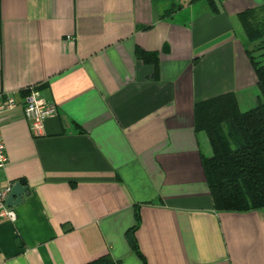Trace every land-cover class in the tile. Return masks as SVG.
<instances>
[{
  "label": "crops",
  "instance_id": "0c3cea01",
  "mask_svg": "<svg viewBox=\"0 0 264 264\" xmlns=\"http://www.w3.org/2000/svg\"><path fill=\"white\" fill-rule=\"evenodd\" d=\"M213 3L0 0V91L15 99L0 111V183L26 185L15 219H0V264L103 253L117 264H264V207H212L200 163L210 148L193 124L197 100L257 101L245 50L259 40L237 13L264 0ZM29 86L55 104L38 135L22 112Z\"/></svg>",
  "mask_w": 264,
  "mask_h": 264
},
{
  "label": "trees",
  "instance_id": "16d2710c",
  "mask_svg": "<svg viewBox=\"0 0 264 264\" xmlns=\"http://www.w3.org/2000/svg\"><path fill=\"white\" fill-rule=\"evenodd\" d=\"M208 1L214 7L213 0ZM237 18L247 39L259 40L254 48L245 50L256 76L257 101L241 110L230 91L197 100L193 103V124L205 133L210 148L208 155H200V163L212 207L242 211L264 207V62L259 58L264 56V6L245 8ZM260 49L263 51L256 54ZM135 53L154 59L152 53L141 49ZM134 228H128L125 237L140 256ZM83 264L117 262L103 253Z\"/></svg>",
  "mask_w": 264,
  "mask_h": 264
},
{
  "label": "built area",
  "instance_id": "2783aa9c",
  "mask_svg": "<svg viewBox=\"0 0 264 264\" xmlns=\"http://www.w3.org/2000/svg\"><path fill=\"white\" fill-rule=\"evenodd\" d=\"M15 104L13 94L6 91H0V111L6 108H10ZM39 106L41 115L44 112H51L52 115L55 112V104L53 101L46 100L42 97L39 91L29 86L23 95L22 112L23 117L28 121L31 133L38 135L42 133L43 121L48 116L37 115L36 108ZM7 160V155L4 149L3 139L0 135V168H2ZM11 181L0 183V219H7L13 221L15 219V212L11 205L5 202V196L9 191ZM8 213H13L14 218L10 217Z\"/></svg>",
  "mask_w": 264,
  "mask_h": 264
},
{
  "label": "water",
  "instance_id": "95a60500",
  "mask_svg": "<svg viewBox=\"0 0 264 264\" xmlns=\"http://www.w3.org/2000/svg\"><path fill=\"white\" fill-rule=\"evenodd\" d=\"M26 190V185L21 184L19 181L15 180L11 182L9 191L5 196V202L8 205H14L20 201V195L23 191Z\"/></svg>",
  "mask_w": 264,
  "mask_h": 264
},
{
  "label": "clouds",
  "instance_id": "9594fccd",
  "mask_svg": "<svg viewBox=\"0 0 264 264\" xmlns=\"http://www.w3.org/2000/svg\"><path fill=\"white\" fill-rule=\"evenodd\" d=\"M36 112H37V115H41V110H40L39 106H37ZM51 115H52L51 112H44V113H42L41 118H43V116H51ZM8 215L10 217L14 218V214L13 213H8Z\"/></svg>",
  "mask_w": 264,
  "mask_h": 264
},
{
  "label": "rangeland",
  "instance_id": "374dc122",
  "mask_svg": "<svg viewBox=\"0 0 264 264\" xmlns=\"http://www.w3.org/2000/svg\"><path fill=\"white\" fill-rule=\"evenodd\" d=\"M240 28V27H239Z\"/></svg>",
  "mask_w": 264,
  "mask_h": 264
}]
</instances>
